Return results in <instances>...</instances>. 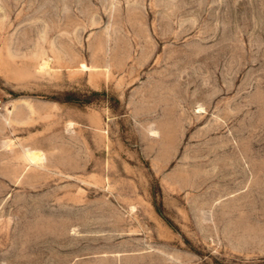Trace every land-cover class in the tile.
<instances>
[{"label":"rangeland","instance_id":"obj_1","mask_svg":"<svg viewBox=\"0 0 264 264\" xmlns=\"http://www.w3.org/2000/svg\"><path fill=\"white\" fill-rule=\"evenodd\" d=\"M0 264H264V0H0Z\"/></svg>","mask_w":264,"mask_h":264},{"label":"built area","instance_id":"obj_2","mask_svg":"<svg viewBox=\"0 0 264 264\" xmlns=\"http://www.w3.org/2000/svg\"><path fill=\"white\" fill-rule=\"evenodd\" d=\"M1 109V108H0Z\"/></svg>","mask_w":264,"mask_h":264}]
</instances>
